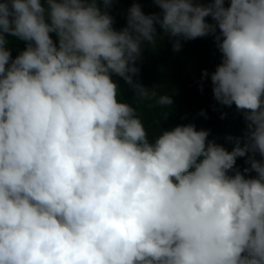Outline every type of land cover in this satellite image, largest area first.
<instances>
[{
	"label": "clouds",
	"instance_id": "9594fccd",
	"mask_svg": "<svg viewBox=\"0 0 264 264\" xmlns=\"http://www.w3.org/2000/svg\"><path fill=\"white\" fill-rule=\"evenodd\" d=\"M117 2L0 0V264H264V0H133L119 30ZM161 36H212L201 80L245 125L230 150L193 123L149 139L121 99L113 76L173 104L138 82Z\"/></svg>",
	"mask_w": 264,
	"mask_h": 264
},
{
	"label": "trees",
	"instance_id": "16d2710c",
	"mask_svg": "<svg viewBox=\"0 0 264 264\" xmlns=\"http://www.w3.org/2000/svg\"><path fill=\"white\" fill-rule=\"evenodd\" d=\"M132 2L133 0H118L112 6L110 14L114 17L113 26L117 30L125 26L127 9ZM136 2L140 3L145 14L160 11L151 0H136ZM225 6H227V0H225ZM206 19L212 22L211 18ZM159 33L160 29L157 26V34ZM9 40L8 47L11 49L12 57L15 58L18 52L24 49L25 44L23 41L12 38ZM181 45L179 52H173L170 39L167 36H161L155 47H145L142 60L138 62L140 68L138 82L149 88L157 86L155 89L157 95H170L173 99L170 107H152L153 101L138 100L122 78L113 76L120 87L121 99L136 109L137 115L149 133V139L177 125L193 123L197 130H209L208 139L215 140L230 150L231 144L224 138L227 135L242 134L245 127L243 118L234 105L226 107L214 100L210 77L201 80L202 70L206 69L208 73H211L220 63V53L212 36L188 41L181 40ZM136 79L134 77V80ZM201 110L205 115H199ZM221 113L226 115L221 118ZM155 122H160L159 126ZM245 159L237 158L236 168L242 170L247 167ZM252 173H250L251 176Z\"/></svg>",
	"mask_w": 264,
	"mask_h": 264
},
{
	"label": "water",
	"instance_id": "95a60500",
	"mask_svg": "<svg viewBox=\"0 0 264 264\" xmlns=\"http://www.w3.org/2000/svg\"><path fill=\"white\" fill-rule=\"evenodd\" d=\"M255 158H256L257 160H260V159H261L258 153L256 154ZM255 176H256V173L253 172V173H252V177H255Z\"/></svg>",
	"mask_w": 264,
	"mask_h": 264
}]
</instances>
